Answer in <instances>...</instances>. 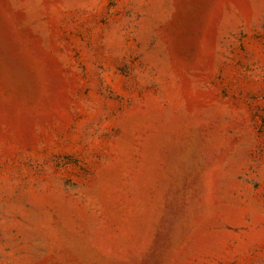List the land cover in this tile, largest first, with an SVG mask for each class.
<instances>
[{"label":"rangeland","instance_id":"374dc122","mask_svg":"<svg viewBox=\"0 0 264 264\" xmlns=\"http://www.w3.org/2000/svg\"><path fill=\"white\" fill-rule=\"evenodd\" d=\"M0 264H264V0H0Z\"/></svg>","mask_w":264,"mask_h":264}]
</instances>
